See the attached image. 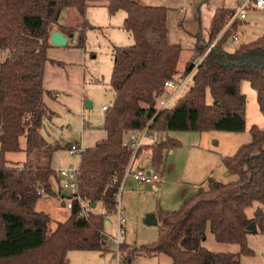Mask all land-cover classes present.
Instances as JSON below:
<instances>
[{
    "label": "trees",
    "instance_id": "16d2710c",
    "mask_svg": "<svg viewBox=\"0 0 264 264\" xmlns=\"http://www.w3.org/2000/svg\"><path fill=\"white\" fill-rule=\"evenodd\" d=\"M101 4L111 15L125 11L123 28L134 44L114 46L110 79L114 98L105 114L106 136L84 148L80 156L78 183L86 210L75 200L65 220H54L36 208L43 195L56 197L63 192L53 164L59 147L42 133L44 118L53 114L44 97L51 35L55 27L65 28L72 40L78 36L77 46L84 45L91 25L88 21L78 27L60 24L61 12L75 8L85 17L90 6ZM168 10L140 0H0V50L7 52L0 63V264H68L72 250L105 253L109 242L105 215L117 213L120 188L133 155V148L125 145L130 131L148 127L153 134L243 132L247 109L243 81L257 91L264 115V34L229 51L225 45L240 21L226 25L237 6L218 7L210 40L203 49L193 50L181 70L183 48L169 41ZM198 58L202 60L196 67ZM191 74L193 83L185 94L161 108L160 100L170 93L166 81H183ZM250 134L247 143L223 160L236 179L209 178L181 208L160 209L158 240L137 246L126 262L133 260L136 251L166 254L171 264H241L243 256L254 254L248 244L250 224L255 222V233H264V127L253 125ZM150 146L152 167L160 170L180 141L167 137ZM17 151H24L25 159L9 164L7 153ZM255 202L262 205L250 217L246 211ZM98 205L101 211L96 210ZM208 227L216 241L238 245L239 250L217 252L205 247Z\"/></svg>",
    "mask_w": 264,
    "mask_h": 264
},
{
    "label": "rangeland",
    "instance_id": "374dc122",
    "mask_svg": "<svg viewBox=\"0 0 264 264\" xmlns=\"http://www.w3.org/2000/svg\"><path fill=\"white\" fill-rule=\"evenodd\" d=\"M140 1L146 3L144 0ZM151 1L170 8L169 39L174 43L181 44L183 48L179 62V68L183 70L193 54L195 40L192 35L199 36L201 32L205 34L208 27L207 19L205 20L204 17L202 27L199 14V4L204 0ZM224 2L229 6L236 5V0H224ZM101 3L103 4V2ZM182 6H186L189 13L185 22L180 21L175 12ZM250 11L252 10L247 12ZM125 16L126 13L123 10L111 15L106 8L100 5L91 7L85 17H82L75 8H66L61 12L60 20L67 26L78 27L88 21L92 27L88 26L86 29L84 45L77 46L78 36H76L74 43L70 42L63 46L52 45L48 51L50 60L45 67L44 85L47 92L44 97L53 114L44 118L42 133L52 146L59 147L54 154L55 169L79 164L80 154L70 155L68 152L70 144L80 143L84 148H87L106 136L104 129L106 112L102 110V107L106 104L110 105L114 98V90L110 84L114 58L113 49L114 46L134 44L133 37L123 28ZM231 23L230 20L226 27H229ZM241 24L239 22V26L233 33H240L242 36ZM243 40L233 44V47L245 42ZM230 41L229 38L228 43ZM199 43L201 47L206 46L205 41ZM6 55V51L0 50V63ZM192 81L193 79H191ZM242 84L243 92L247 96L246 130L238 133L217 130L209 132L165 131L156 134V138L147 140L143 151H139L140 154L135 159V168L139 166L147 170L153 169L150 145L154 141H162L171 137L178 139L180 146L173 148L167 154L164 167L160 170L157 169L163 173L164 178L163 183L159 182L157 185V189H154L153 185L140 187L139 183L130 176L127 178L129 181L125 182L120 190L118 198L121 202L122 224L125 229L124 246L118 249L112 243L111 237L116 234L118 224V216L112 214L111 221L106 224L105 229V234L109 237L108 249L105 253L72 250L68 254V264H123L122 262L126 261L130 251L132 252L137 246L150 245L158 240L161 222L158 220V224L148 225L145 218L150 213H155L158 216L160 209L177 210L181 208L184 201L196 192L194 184L200 181L202 169L209 164V159L201 155V151L205 149L215 161L222 156L233 154L239 148L238 146L250 140L249 126L254 123L260 125L264 120L258 105L257 91L248 81H243ZM56 92L58 97H55ZM86 100L91 102V107L86 105ZM232 136L237 138L232 139ZM205 138H207L206 143L209 144L207 148L204 147ZM21 144L23 147L25 146V138H22ZM25 156L24 151L9 152L6 155L9 164L22 162ZM223 164L220 162L217 165V161L214 163L212 167L214 177H217L221 182H230L236 179L235 175H226L227 170ZM54 186L57 188L56 182H54ZM125 204H127V209ZM260 205H262L260 202H255L253 206L249 207L246 211L248 216L252 217ZM36 208L59 221L65 220L70 212L63 205L62 199L48 195H43L40 198ZM96 210L101 211L102 206L98 205ZM55 227L56 223H53L52 228ZM248 243L254 250V254L242 257L241 264H264V233L251 231L248 234ZM203 245L217 252H237L239 250L238 245L216 241L209 227ZM125 246L126 248H122ZM171 263V257L166 254L147 255L140 251L134 252L133 260L126 262V264Z\"/></svg>",
    "mask_w": 264,
    "mask_h": 264
},
{
    "label": "built area",
    "instance_id": "2783aa9c",
    "mask_svg": "<svg viewBox=\"0 0 264 264\" xmlns=\"http://www.w3.org/2000/svg\"><path fill=\"white\" fill-rule=\"evenodd\" d=\"M256 10V11H264V0H240L237 4V10L235 15L233 16L231 22L234 20H243L247 17V11L248 10ZM220 36H218L207 48L206 53L219 41ZM231 41L230 43H227L225 46L227 49H232L233 44L239 43L242 40V36L240 33H233L230 37ZM73 41H75L73 39ZM205 53V54H206ZM202 58H198L194 61L195 66L201 62ZM186 80V79H185ZM185 80L183 81H177L176 79H170L166 81L165 85L170 90V93L164 97L159 102V106L161 108H166L171 105H173L181 96L180 92L185 87ZM184 83V84H183ZM58 96V93H56ZM109 109V105L106 104L102 107V110L106 112ZM156 138V134H153L149 128H145L141 131H130L126 140L125 145H129L133 148V155L130 161V164L126 170L125 177L123 184L120 188L122 189L126 179L131 176L133 177L138 183L142 185L151 184L154 182H157L161 180V173L158 170L155 169H145V168H134L135 159L137 158L139 151L143 148L144 145H146V141L149 139ZM84 147L80 143L76 144H70L68 146V152L70 155H78L83 152ZM79 164L77 166L70 165L67 167H60L56 169V171L59 173V176L62 181V191H67L69 194V197L65 198V206L70 210L73 208V204L75 200H78L81 204V207L83 211L86 210L84 202L82 201V198L80 196L79 191V183H78V175H79ZM41 193H45L44 189H40ZM119 197V196H118ZM118 216V224H117V232L114 236L111 237L112 243L120 248L121 243L123 242L125 229L122 224V208L120 204V199L118 198V204H117V213ZM111 214H106L105 219L106 221H111ZM109 238V237H108ZM119 260H120V254L118 252ZM123 264H126V261L122 262Z\"/></svg>",
    "mask_w": 264,
    "mask_h": 264
},
{
    "label": "crops",
    "instance_id": "0c3cea01",
    "mask_svg": "<svg viewBox=\"0 0 264 264\" xmlns=\"http://www.w3.org/2000/svg\"><path fill=\"white\" fill-rule=\"evenodd\" d=\"M146 3L145 4H150V5H159V4H156V2H153L151 0H144ZM178 1V0H177ZM240 0H236V5L234 6H229L227 3L224 2V0H204L201 4H199V14H200V18H201V23H202V27H203V17L204 19L206 20L207 19V22H208V27H207V30H206V33L204 34V32H201V35L199 36H194V40H195V46H194V49L196 47H199V48H204V47H201L199 44L200 41H205L206 44L207 42L210 40L211 38V23H212V18L214 16V13L216 11V9L218 7H226V8H231V7H235L237 6L238 2ZM101 7H104L106 8V6L104 5H100ZM161 6H164V5H161ZM91 7H94V6H90L88 8V10L91 8ZM96 7V5H95ZM169 8V7H168ZM107 9V8H106ZM87 10V11H88ZM252 10V9H251ZM108 11V10H107ZM175 13L176 16L178 17V19L180 21H183L185 22L186 19H187V16H188V9H186V6H182L180 8H177V11L175 10ZM169 13H170V8L168 10V18H169ZM242 24L240 26V31L242 32V40L244 38L243 41L245 42H250V41H253V40H256L257 38H259L260 36H262L264 34V11H256V10H252L250 12H247V17L243 20H239ZM59 23L60 24H63V25H66L67 24L65 22H62L59 18ZM70 26V25H68ZM183 26V24H182ZM54 31H61L65 36L67 37H70L68 38V43L72 42L74 43V41L71 39V35L69 36L67 34V31L65 28H60V27H55L54 28ZM53 31V32H54ZM72 40V41H71ZM241 40V41H242ZM169 41L171 43H174L172 42L170 39ZM54 45V44H53ZM229 51H232L234 50V48L232 49H228ZM191 79H192V74L190 76H188V78L186 79L185 81V87L184 89L180 92V95H184L185 92L189 89V87L192 85L193 81L191 82ZM189 83V84H188ZM188 85V86H187ZM251 85V84H250ZM241 90L242 92L244 91L243 90V84L241 85ZM57 93V92H56ZM244 93V92H243ZM245 94V93H244ZM55 97H58L57 95H55ZM208 100L209 102H212V98L211 96H208ZM257 100H258V96H257ZM259 105V104H258ZM259 109H260V106H259ZM261 111V110H260ZM262 113V111H261ZM263 114V113H262ZM246 118H247V109H246ZM263 118H264V115H263ZM253 125H257L259 127H264V120L262 121V123L259 125V124H251V126H249L250 128L253 126ZM250 130V129H249ZM238 133V132H236ZM232 139H236L235 136L231 137ZM244 139H247V137H244ZM247 141V140H245ZM207 142V138H205V141H204V147L207 148L209 144L206 143ZM241 143V142H239ZM238 143V144H239ZM146 145L143 146V148L141 149L143 151L144 147ZM235 147V146H234ZM239 147V146H238ZM140 150V152H142ZM235 153V152H234ZM140 154V153H139ZM138 154V155H139ZM201 155L205 156V158H208L209 159V164L205 166L204 169H202V172H201V175L202 177L199 179L200 181H197L195 184H194V187H195V190L197 191L201 186H203L204 184H206L207 180L209 178H213L215 180H218L217 177H214V172H213V165L214 163L217 161V165L220 164H223V160L226 156H222L220 159H217L216 161L213 159V157L211 155H209V153L203 149L200 153ZM232 155V154H230ZM229 156V155H228ZM224 165V164H223ZM135 168V167H134ZM138 168H140L138 166ZM227 170V169H226ZM229 172L227 170V173L226 175H228ZM130 177V176H129ZM129 180L126 179L125 182H128ZM164 181V178H163V173L161 172V180H159L158 182H154V183H151V184H146V185H153L154 189H157V185L159 184V182L162 184ZM219 181V180H218ZM139 186L140 187H143L144 185L140 184L139 183ZM127 194H129L127 192ZM57 199H62V202H63V205L65 206V198L66 197H63L62 195L61 196H56ZM121 203V202H120ZM125 208L127 209V204H125ZM69 210V209H68ZM125 240H123L124 242ZM249 244V243H248ZM244 257V256H243Z\"/></svg>",
    "mask_w": 264,
    "mask_h": 264
},
{
    "label": "water",
    "instance_id": "95a60500",
    "mask_svg": "<svg viewBox=\"0 0 264 264\" xmlns=\"http://www.w3.org/2000/svg\"><path fill=\"white\" fill-rule=\"evenodd\" d=\"M71 38H72V36H71ZM51 42L54 45L63 46V45H66L68 43V37L65 36L61 31H54L51 35ZM86 105L89 107L92 106V104L89 100H86ZM62 196L67 198V197H69V194L67 191H63ZM145 222L148 225H156V224H158V217L156 216L155 213H150L146 216ZM108 223H109V221H106V224H108ZM249 229L253 232L256 230L255 222H252L250 224Z\"/></svg>",
    "mask_w": 264,
    "mask_h": 264
}]
</instances>
